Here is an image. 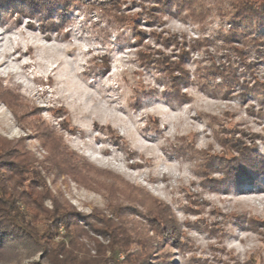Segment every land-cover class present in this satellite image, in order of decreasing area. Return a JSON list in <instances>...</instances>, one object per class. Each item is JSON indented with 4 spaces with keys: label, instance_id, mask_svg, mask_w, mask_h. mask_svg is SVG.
Returning <instances> with one entry per match:
<instances>
[{
    "label": "rangeland",
    "instance_id": "obj_1",
    "mask_svg": "<svg viewBox=\"0 0 264 264\" xmlns=\"http://www.w3.org/2000/svg\"><path fill=\"white\" fill-rule=\"evenodd\" d=\"M165 2L0 0V147L59 215L0 264H264V19Z\"/></svg>",
    "mask_w": 264,
    "mask_h": 264
},
{
    "label": "trees",
    "instance_id": "obj_2",
    "mask_svg": "<svg viewBox=\"0 0 264 264\" xmlns=\"http://www.w3.org/2000/svg\"><path fill=\"white\" fill-rule=\"evenodd\" d=\"M164 1H166L165 4H172L175 0ZM230 3L232 7V19L235 24L240 23L247 18H252L254 20L264 19V0H230ZM64 122L66 123V121ZM66 128H69L72 132L75 130V127L70 128L69 126H66ZM22 138L23 136L19 137V139ZM0 141H2L5 145L10 143L9 140L5 138H1ZM16 149V146L13 144L10 147H0V155H8L6 158L3 159L2 156L0 159V253L10 248L12 243L11 237L13 234L23 236L30 243H39L41 241L39 236L42 237L43 235V237H45V234L44 232H40L38 224L35 225V223H39L40 218H43L45 221H54V218L59 216H54L55 214L53 215L55 209L43 210L40 207L38 200L36 202L22 200L23 196H21V192L18 190L23 187V182L20 179L25 173H28L29 175L32 173L33 175L30 177H34L35 175H38V170L33 166V164L31 169L28 170L30 167L27 166L26 163L17 162L13 155H11V151ZM10 162H13L14 164H11ZM10 169L12 171L11 174ZM13 173H18L17 179H14ZM31 189H34L33 186H31ZM21 202L25 206L24 211L20 209V204H22ZM29 208L32 212L29 211ZM42 215H45V217ZM74 217H76V214L74 213L69 216H65L64 219L60 217L59 222H73ZM54 226H57V223H55ZM124 237L128 240L129 234H124ZM120 245L119 249L112 247V253L108 257H105L104 260L101 259L102 261H91L90 258H88V261L85 264H120L121 260L119 259V256L121 251L124 253L126 252V248H124L122 244ZM123 262H127V264H146L145 260L133 263L130 258H127V260Z\"/></svg>",
    "mask_w": 264,
    "mask_h": 264
},
{
    "label": "bare ground",
    "instance_id": "obj_3",
    "mask_svg": "<svg viewBox=\"0 0 264 264\" xmlns=\"http://www.w3.org/2000/svg\"><path fill=\"white\" fill-rule=\"evenodd\" d=\"M2 35V34H1ZM2 58V57H1ZM13 64V63H12ZM9 66V65H8ZM17 67V66H16Z\"/></svg>",
    "mask_w": 264,
    "mask_h": 264
}]
</instances>
